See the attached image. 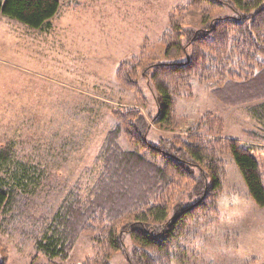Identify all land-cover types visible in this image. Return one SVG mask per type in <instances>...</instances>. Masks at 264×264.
Returning a JSON list of instances; mask_svg holds the SVG:
<instances>
[{
    "label": "rangeland",
    "instance_id": "374dc122",
    "mask_svg": "<svg viewBox=\"0 0 264 264\" xmlns=\"http://www.w3.org/2000/svg\"><path fill=\"white\" fill-rule=\"evenodd\" d=\"M191 1L63 0L42 28L0 15V149L9 154L5 175L22 185L19 207L0 210V264H129L123 251L109 250L100 230L82 234L68 259L46 256L36 240L70 193L89 196L103 167L102 145L118 123L114 114L138 109L152 122L158 92L144 69L186 60L179 46L165 53L162 36L171 16L184 27L201 28L204 16L230 14L209 3L193 9ZM200 49L212 66L209 51ZM124 62L138 87L117 77ZM215 87L190 77L175 95V124L152 123L150 140L235 139L256 146L264 167V121L252 111L264 100L226 105L212 93ZM120 143L151 157L129 138L127 126ZM221 157L219 212L188 224L175 244L173 264H264V206L250 195L232 154ZM191 186L182 181L183 191ZM125 237L128 250L139 245L132 235Z\"/></svg>",
    "mask_w": 264,
    "mask_h": 264
},
{
    "label": "trees",
    "instance_id": "16d2710c",
    "mask_svg": "<svg viewBox=\"0 0 264 264\" xmlns=\"http://www.w3.org/2000/svg\"><path fill=\"white\" fill-rule=\"evenodd\" d=\"M62 2L0 0V15L42 28ZM205 3L224 6L230 14L214 18L207 14L201 28L184 27L171 16V27L162 36L165 53L170 55L179 46L186 60L159 62L149 65L150 70L144 69L158 92L157 113L152 122L138 109L114 114L118 123L102 145L103 167L89 196L82 198L78 190L70 193L36 240L38 250L46 256L68 259L82 234L96 235L100 230L99 237L109 250L123 251L129 264H173L175 244L188 224L219 212L224 175L221 154L225 152L235 158L252 198L264 206V167L255 155L256 146L198 135L186 139L161 136L157 142L149 138L152 123L175 124V95L190 77L215 83L212 93L226 105L264 100V0H192L189 5L201 9ZM200 47L209 51L212 66L207 65ZM234 62L238 67L232 65ZM134 75L126 62L117 72L121 83L130 88L138 87ZM262 106L256 103L252 111L264 121ZM124 126L129 138L140 143L152 158L122 147ZM8 158V151L0 149V210L4 214L19 207L17 188L22 186L5 175ZM182 181L192 182L188 192L183 191ZM126 234L139 244L132 250L126 247Z\"/></svg>",
    "mask_w": 264,
    "mask_h": 264
}]
</instances>
